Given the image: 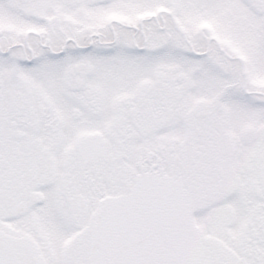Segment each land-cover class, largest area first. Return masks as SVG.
I'll use <instances>...</instances> for the list:
<instances>
[{
	"label": "snow or ice",
	"instance_id": "obj_1",
	"mask_svg": "<svg viewBox=\"0 0 264 264\" xmlns=\"http://www.w3.org/2000/svg\"><path fill=\"white\" fill-rule=\"evenodd\" d=\"M0 264H264V0H0Z\"/></svg>",
	"mask_w": 264,
	"mask_h": 264
}]
</instances>
